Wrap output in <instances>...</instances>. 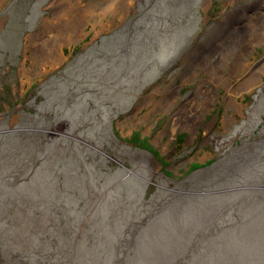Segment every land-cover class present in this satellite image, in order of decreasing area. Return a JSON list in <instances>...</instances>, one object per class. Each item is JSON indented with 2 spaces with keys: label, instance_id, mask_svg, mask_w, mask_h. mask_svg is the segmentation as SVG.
I'll use <instances>...</instances> for the list:
<instances>
[{
  "label": "rangeland",
  "instance_id": "obj_1",
  "mask_svg": "<svg viewBox=\"0 0 264 264\" xmlns=\"http://www.w3.org/2000/svg\"><path fill=\"white\" fill-rule=\"evenodd\" d=\"M0 131V264H264V0H0Z\"/></svg>",
  "mask_w": 264,
  "mask_h": 264
},
{
  "label": "water",
  "instance_id": "obj_2",
  "mask_svg": "<svg viewBox=\"0 0 264 264\" xmlns=\"http://www.w3.org/2000/svg\"><path fill=\"white\" fill-rule=\"evenodd\" d=\"M62 127H63V128L67 127V124H63ZM0 132H2V131H0ZM48 133L51 134V135H65V136H67V137H70V138L76 139V140H78V141H81V142H83V143H86V144L90 145L88 142H86V141H82V140L80 139V137H77V136L72 135V134H70V133L64 132V130H61L60 132H59V131L52 130V131H49ZM107 155H108L109 157H112V156H110L109 154H107Z\"/></svg>",
  "mask_w": 264,
  "mask_h": 264
},
{
  "label": "crops",
  "instance_id": "obj_3",
  "mask_svg": "<svg viewBox=\"0 0 264 264\" xmlns=\"http://www.w3.org/2000/svg\"><path fill=\"white\" fill-rule=\"evenodd\" d=\"M255 69H257V68H253V66H251V68H250V70L248 71V75L252 72V71H254ZM258 71H260V70H258ZM258 74V72L256 73V75Z\"/></svg>",
  "mask_w": 264,
  "mask_h": 264
},
{
  "label": "flooded vegetation",
  "instance_id": "obj_4",
  "mask_svg": "<svg viewBox=\"0 0 264 264\" xmlns=\"http://www.w3.org/2000/svg\"><path fill=\"white\" fill-rule=\"evenodd\" d=\"M259 59H260V60H259V62H261V61L263 60V59L261 60V58H260V57H259ZM252 65H253V68H255V65H254L253 63H252ZM252 65H251V66H252ZM190 68H191V67H189V69H190ZM189 69H188V70H189ZM258 73L260 74V73H261V71H258ZM218 112H219V111H218ZM210 121H211V120H210Z\"/></svg>",
  "mask_w": 264,
  "mask_h": 264
}]
</instances>
